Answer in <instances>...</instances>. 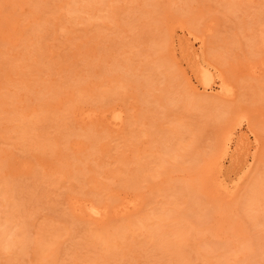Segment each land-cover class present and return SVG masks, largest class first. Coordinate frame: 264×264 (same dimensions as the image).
Here are the masks:
<instances>
[{
	"label": "rangeland",
	"instance_id": "obj_1",
	"mask_svg": "<svg viewBox=\"0 0 264 264\" xmlns=\"http://www.w3.org/2000/svg\"><path fill=\"white\" fill-rule=\"evenodd\" d=\"M0 264H264V0H0Z\"/></svg>",
	"mask_w": 264,
	"mask_h": 264
},
{
	"label": "bare ground",
	"instance_id": "obj_2",
	"mask_svg": "<svg viewBox=\"0 0 264 264\" xmlns=\"http://www.w3.org/2000/svg\"><path fill=\"white\" fill-rule=\"evenodd\" d=\"M204 44V43H203ZM192 46V45H191ZM194 54V53H193ZM201 54V53H200ZM196 56V55H195ZM201 56V55H200ZM198 56H196L197 58ZM202 57V56H201ZM200 57V58H201ZM193 62V61H192ZM204 62V58L202 57V59H198V60H195V63L193 65V69L192 71L194 72L195 74V77L197 78V81L199 82V84L201 85V87L203 88V90H207V89H210L212 90V85L214 83H217L218 84V93L222 94V95H230L232 93V88L229 84H227L221 77H217L214 76V73L212 72V68L209 67V65L207 63H203ZM209 62V61H208ZM212 64V63H210ZM216 70V69H215ZM217 74V73H216ZM217 79V80H216ZM215 85V84H214ZM233 87V86H232ZM210 90H208V92H211ZM234 91V90H233ZM219 95V94H218ZM115 113V112H114ZM119 113V111H118ZM118 113L116 114L115 113V116L113 115V117L115 119H118L117 121H119V116ZM122 119V118H121ZM121 123V122H120ZM239 124V123H237ZM119 126V125H118ZM239 126V125H238ZM242 130V129H241ZM231 131L227 134L225 140H224V152L226 153V151L228 152V150H226L227 148H229V144H230V141L232 140V135H231ZM237 141V140H236ZM248 143V142H247ZM242 146V145H241ZM235 147V146H234ZM250 150V149H249ZM254 150V149H253ZM239 152V151H238ZM240 154V153H239ZM244 154V152H243ZM238 155V154H237ZM251 155V154H250ZM223 156V155H222ZM252 156V155H251ZM233 157V156H232ZM247 158V157H246ZM238 159V158H237ZM253 159V158H251ZM233 160V159H232ZM234 161V160H233ZM246 161V160H245ZM237 162V161H236ZM241 162V161H239ZM247 164V163H246ZM248 167V166H247ZM250 168V167H249ZM246 175V174H245ZM242 177V176H241ZM223 181V180H222ZM225 181V180H224ZM227 183V182H225ZM223 187V186H222ZM226 188V187H225ZM228 188V187H227ZM230 189V188H229ZM233 189V188H232ZM225 191V190H224ZM226 192V191H225ZM230 192V191H229ZM75 202V201H74ZM91 202V201H90ZM130 203V202H129ZM132 204V203H131ZM123 205V204H122ZM85 206V205H84ZM87 207V206H86ZM84 207V208H86ZM122 207V206H121ZM136 207V206H135ZM134 209V207H132ZM118 209V208H117ZM132 209V210H133ZM87 212L88 215H92V216H95V217H99L97 219H100V217H102V211L99 209V208H96L94 207L93 205L92 206H88L86 209H85ZM115 210V209H114ZM135 211V210H134ZM122 214V213H121ZM97 221V220H96ZM101 222V220H100ZM98 223V222H97ZM99 224V223H98Z\"/></svg>",
	"mask_w": 264,
	"mask_h": 264
}]
</instances>
